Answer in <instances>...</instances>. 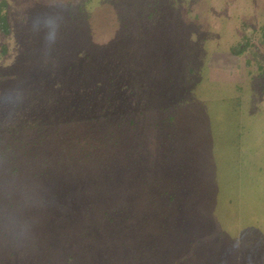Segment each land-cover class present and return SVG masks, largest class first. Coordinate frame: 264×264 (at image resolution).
I'll use <instances>...</instances> for the list:
<instances>
[{"label": "rangeland", "instance_id": "rangeland-1", "mask_svg": "<svg viewBox=\"0 0 264 264\" xmlns=\"http://www.w3.org/2000/svg\"><path fill=\"white\" fill-rule=\"evenodd\" d=\"M2 1L7 33L0 29V164H7V173L2 169L0 180L8 182L9 165L18 164L13 147L27 138L15 132L89 115L103 119L111 132L112 124L141 116L143 144L161 145L156 152L173 145L166 156L150 152L152 158L179 160L164 171L146 152L135 156L123 145L116 155L135 161L141 174L147 166L159 180H177L166 198L160 196L162 216L147 211L135 223L130 209L122 208L112 224L108 210L105 230L96 225L81 239L100 207L94 203L108 198V182L93 193L94 174L81 183L46 182V196L66 193L76 201L49 208L48 224L36 200L14 226L0 223V264H158L157 255L169 264H264V0ZM44 74L49 78L43 84ZM175 112L185 137L176 128L178 138H167L171 129L157 123ZM85 140L90 154L93 141ZM100 140L93 149L99 155ZM85 160L101 161L92 156L61 165L73 170ZM112 163L102 169L109 184L127 166L119 163L118 172ZM32 169L20 173L22 180L17 174L11 186L3 184L2 196L26 190L20 183L29 177L36 182L41 173ZM190 179L199 182L198 204L185 198L177 208L175 196L167 202L169 195L185 193ZM73 211H82V222L71 224Z\"/></svg>", "mask_w": 264, "mask_h": 264}, {"label": "trees", "instance_id": "trees-1", "mask_svg": "<svg viewBox=\"0 0 264 264\" xmlns=\"http://www.w3.org/2000/svg\"><path fill=\"white\" fill-rule=\"evenodd\" d=\"M0 5L1 7L4 5L3 1L0 3ZM4 22L5 21L4 18L1 16V9H0V29L3 32L7 33ZM48 74H44L41 77L43 84L45 83L46 79L49 78ZM44 76L46 77L45 80H43ZM70 106L72 105L70 104ZM169 110L171 111L172 109ZM167 111L168 108H165V110L161 112H167ZM175 114L176 112L174 114L171 113L168 116H164L163 119L160 120L159 123H157L158 126L163 127V130H164V126H167L171 129V131L169 130V133L167 134L168 135L167 138H171V136L176 138H178L179 136L185 137L183 135L185 127L183 128L181 125L176 126V123H174L176 122ZM97 119L98 118L90 117L89 115L83 117L80 121H75L74 119H71L64 124L62 123L56 124L54 127H51L50 129L47 130L42 127L40 129L29 131V133L28 132L26 133L25 131L15 132L18 133L19 137L20 136L22 137L23 135L27 134L25 136V138L26 137L27 138L24 139V141L23 140L20 141V144L15 143L16 145H14L13 147L14 151L12 153H13V159H15V161L18 164L16 166L9 165L8 167L9 170L8 173L10 175L8 180L9 183L7 181L5 182L3 180H0V189L3 187H8L9 185L11 186L10 180L14 181V179L17 177H20V179L22 180V176H24V174L27 173L26 172L27 169H30L32 171L33 170L32 168L38 167L39 169H35V170L38 171L37 173H41V175L40 177L39 176L37 177L36 182L34 180V177L32 176L27 178L26 181L20 183L29 188V189L27 188L26 190L25 189L22 190L20 193L15 192L12 193V195L10 196L8 195L2 196V193L0 192V223L3 224L5 223L7 225L14 226L16 222L19 221L20 216H22L21 212L28 210L35 203V200L36 202H39L38 205L39 208L46 209L47 215L44 216V218L42 219L44 220V223L48 224L50 222H53L52 219L51 220L48 219L49 216L47 210L49 208H55V207L60 208V205L63 206L66 202L69 203V206H71L76 201V199L75 196L66 193L63 194L61 198L54 195L53 193H51L52 195L46 196L44 191L47 189L49 185H43V184L51 181L52 179L53 182L55 180L56 181L51 185H57L63 182L81 183L84 177L91 176L92 174H94V176L98 178V181L90 185L89 191L92 192L93 188H99L100 184L106 181L108 182L106 183L107 184L106 187L109 194H108V198H106L105 200L98 199L97 202L95 203L90 202L91 206L94 203L95 206H100V207L89 216V220H92L91 224L87 225V227L85 226V231L83 233L78 234L79 236L78 239H81V237L84 236V234L88 233L89 230L90 231L94 230L96 225H97L96 226L97 229L99 228L100 230L102 229L104 231L105 227L108 226L107 224L108 222L114 224V222L120 219V217L123 215V212H121L122 208H126L127 210L130 209L129 211L130 214H128L127 212V215L129 217L133 216L134 218L132 220L135 223H138L140 216H142L143 219H146V215L148 214L147 211H155L158 217L162 216L163 204H161L160 202L162 201L160 196L166 198L167 192L169 190V186L172 184V181L176 182L177 180L174 178L169 179V176L165 180H164V176L161 177V180H159L157 177H154L152 176V174H149L153 170H150L149 168H147V166L146 168H143L142 170L143 173L141 174L139 172V169L141 167H138L140 165L137 166L135 161H129V158L125 159L122 156H117L116 153L117 151H120L123 148V145L129 151V153L132 152L134 153L133 155L135 156L139 155V152L142 153L144 151L146 152L145 154L149 155L147 159L148 161H151L153 159L157 163L159 162L160 164L157 165V168L162 167L164 171H167L170 169L171 164L177 162L179 158L175 156L172 162H167L163 159L159 160L160 158H152L150 152L153 153V157L160 156L161 153H162L161 155L166 156L170 152L168 151V149L173 147V145L168 148L167 147H165L164 149L162 148L161 150L163 152H156L155 147L159 144L151 143L152 147L151 146L147 147L148 146L147 143L146 145L145 143L143 144L142 143L143 136L139 134L140 132L143 131L140 125H137L138 122L143 121V118L141 116L135 117V119L132 118L129 121L127 120L125 124L124 122L118 124L117 123L112 124L113 127H115V129L112 130V132L109 129L110 126L108 124H104L103 119H99V121ZM176 128L177 131H180L178 137L177 134L174 132ZM166 133L167 131L164 132V134ZM37 135H40L38 136L39 138L37 137ZM12 136H14V134ZM96 136H98L99 138L96 139ZM12 138L15 139V136ZM88 138H90V140L93 141V144L90 145V147L93 149L100 148L98 142L100 138H102V141H104V146H103V150L100 151H103V153L99 155L97 150L92 149L91 153L89 154L88 146H87L89 142L88 140L87 141L85 140ZM13 139L11 140L13 141ZM53 142H59V144L62 145V147H58L57 149L52 147L51 143ZM175 144L180 145V143L178 142H175ZM80 146H83V148ZM160 146L161 145H159V148H161ZM190 147L191 146H189L188 148ZM180 150L181 147L176 146L175 151H180ZM203 150H204L203 148L200 150L201 153L204 152ZM192 153L194 154V152ZM91 155L95 156L96 160L100 158L101 161L100 162L98 161V163H93L90 165L89 162L91 161L85 160L86 164L82 163L83 165H79L76 168L74 166L75 169L73 170L64 169L63 165H61L62 162L67 160L69 161L72 160L78 163L84 162L81 160L92 157ZM77 156H79V158ZM172 156H174V152L172 153ZM155 161H152L151 163L148 162L147 164L151 167L154 163H156ZM108 163H112L115 166L117 165L118 172L120 171L118 165L119 163H123L127 165L123 169L124 174L122 176L118 174L116 178L112 180L110 179V184H109V178H107L108 176L102 173V169L105 166H107ZM1 170L2 173L5 172L7 173V164L6 167H4L3 164H0V171ZM155 171H158V169ZM183 171H185V169H183ZM11 173L15 175L11 176ZM20 173H22V176L20 175ZM180 182H182L183 185L185 186L186 182H184L183 178L181 179ZM14 188L17 190L16 186ZM199 189H200L199 182L195 179H190L187 188H184L185 193L182 192L178 194L179 191H177L175 194L173 193V196L169 195L167 202H172L173 197L175 196L178 202L176 203L177 208L183 207L185 198L189 200L191 206H196L199 202V200L196 199H200V194L198 193ZM150 193H152L151 198L148 196ZM30 194H32L31 196H33V198L29 197ZM145 198L149 199L146 201V203H144V201L146 200ZM154 198L155 200H153ZM167 202L164 203V205L167 204ZM142 203H144V205ZM144 207H147V209L149 210H146V208L144 210ZM168 207H170L169 204ZM108 210L109 212H111V217L109 219L110 221L107 222L103 217L107 215ZM81 212L82 211L71 212L75 217V220L71 219V224L74 222L73 225H75V222H82L80 218L77 219L78 216L81 214ZM101 212H104V214L101 215ZM117 215L119 216L118 219H116ZM99 216L101 218H99ZM24 217L26 219L25 221L28 222L30 220L28 214H26ZM129 217L126 220H129ZM150 217L152 216H149V218ZM142 218L140 220H143ZM7 219L10 220L8 221ZM0 225L2 226V224ZM39 236H40L39 234H35L36 238H38ZM37 240L39 239H36L35 241ZM28 250L33 251V249H28ZM157 259H158L157 262L158 264L170 263V260H168L169 262L164 261L163 258H161L158 255H157ZM184 261H186V259H184Z\"/></svg>", "mask_w": 264, "mask_h": 264}, {"label": "clouds", "instance_id": "clouds-1", "mask_svg": "<svg viewBox=\"0 0 264 264\" xmlns=\"http://www.w3.org/2000/svg\"><path fill=\"white\" fill-rule=\"evenodd\" d=\"M49 39L50 40H54L55 39V34L54 33L53 34H50Z\"/></svg>", "mask_w": 264, "mask_h": 264}]
</instances>
